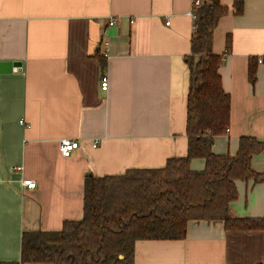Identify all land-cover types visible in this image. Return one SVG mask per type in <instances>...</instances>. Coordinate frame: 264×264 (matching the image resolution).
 Listing matches in <instances>:
<instances>
[{"label": "crops", "instance_id": "crops-1", "mask_svg": "<svg viewBox=\"0 0 264 264\" xmlns=\"http://www.w3.org/2000/svg\"><path fill=\"white\" fill-rule=\"evenodd\" d=\"M239 1L221 0L228 12L213 42L231 96L229 130L212 147L219 154L235 155L243 135L264 140V63L257 60L264 56V0H244L237 14ZM192 6L193 0H0V62L21 64L0 71L1 263L21 264L25 231H56L83 217L89 173L160 167L187 154ZM63 138L80 143L69 157L60 149ZM204 166V158L191 160L193 169ZM252 167L264 173V150ZM237 188L229 215L264 217V181L238 180ZM134 262L264 264V229L194 219L183 239L137 240Z\"/></svg>", "mask_w": 264, "mask_h": 264}, {"label": "trees", "instance_id": "trees-1", "mask_svg": "<svg viewBox=\"0 0 264 264\" xmlns=\"http://www.w3.org/2000/svg\"><path fill=\"white\" fill-rule=\"evenodd\" d=\"M243 2L236 4L237 14ZM227 12L221 0H202L195 10L191 54L186 57L187 154L170 157L160 167L104 176L89 173L83 217L65 221L56 231H25L21 264H135L137 240L183 239L194 219L222 220L227 229H264V217L229 215L239 196L238 180L264 181V173L252 167L264 140L241 136L235 155L212 149L215 138L229 130L231 118V96L220 74L223 55L213 47L219 19ZM196 157L205 160L201 170L191 167Z\"/></svg>", "mask_w": 264, "mask_h": 264}, {"label": "built area", "instance_id": "built-area-1", "mask_svg": "<svg viewBox=\"0 0 264 264\" xmlns=\"http://www.w3.org/2000/svg\"><path fill=\"white\" fill-rule=\"evenodd\" d=\"M202 4V0H193V6H192V9L189 11V14L193 17H195V10L200 7ZM117 23V18L112 16L110 17L109 21H108V24L109 25H115ZM102 44H103V51H102V55L105 57V58H108L109 55H110V41L109 40H103L102 41ZM258 62L259 63H264V56H260L258 57ZM101 85H102V89L103 90H107L108 87H109V78L107 75H104L102 77V80H101ZM21 123H24V120H21ZM80 143L78 140H75V139H71V138H63L61 139L60 141V149H61V152L64 156L66 157H69L72 155L73 151L75 149H77L79 147ZM99 145V141L96 140L93 142V146L94 147H97ZM17 170H21L22 167L21 166H18L16 167ZM22 184L24 186H27L29 188H34L36 187V181L33 180V179H24L22 181Z\"/></svg>", "mask_w": 264, "mask_h": 264}, {"label": "water", "instance_id": "water-1", "mask_svg": "<svg viewBox=\"0 0 264 264\" xmlns=\"http://www.w3.org/2000/svg\"><path fill=\"white\" fill-rule=\"evenodd\" d=\"M21 65L15 61H1L0 62V71L1 72H11L15 66Z\"/></svg>", "mask_w": 264, "mask_h": 264}]
</instances>
